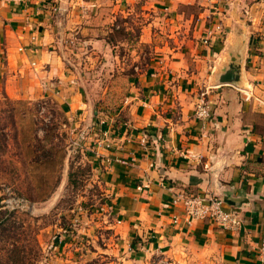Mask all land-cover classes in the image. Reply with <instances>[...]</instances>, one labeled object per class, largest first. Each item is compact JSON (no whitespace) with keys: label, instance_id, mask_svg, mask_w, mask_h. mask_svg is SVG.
<instances>
[{"label":"crops","instance_id":"obj_1","mask_svg":"<svg viewBox=\"0 0 264 264\" xmlns=\"http://www.w3.org/2000/svg\"><path fill=\"white\" fill-rule=\"evenodd\" d=\"M192 6L196 16L180 11ZM139 13L153 15L139 39L160 40L158 55L128 78L124 104L106 118L69 85L65 51L105 42L103 30ZM0 93L52 96L72 122L80 112L82 147L106 186L105 228L119 251L137 255L135 264H256L264 241V0H0ZM202 100L205 120L195 116ZM179 193L220 198L242 227L188 224L172 205Z\"/></svg>","mask_w":264,"mask_h":264},{"label":"rangeland","instance_id":"obj_2","mask_svg":"<svg viewBox=\"0 0 264 264\" xmlns=\"http://www.w3.org/2000/svg\"><path fill=\"white\" fill-rule=\"evenodd\" d=\"M180 11L196 16L198 7ZM152 16L117 19L118 28L103 30L105 42L67 47L69 85L96 113L116 115L128 95V78L145 72L157 57L161 41L139 39L141 25ZM158 34L164 37L159 29ZM68 116L52 96L0 93V264H135L132 260L139 259L119 251L113 230L105 228L110 222L103 218L106 186L92 154L83 144L74 146L81 126ZM167 262L153 257L151 264Z\"/></svg>","mask_w":264,"mask_h":264},{"label":"built area","instance_id":"obj_3","mask_svg":"<svg viewBox=\"0 0 264 264\" xmlns=\"http://www.w3.org/2000/svg\"><path fill=\"white\" fill-rule=\"evenodd\" d=\"M195 116L201 120L209 118L210 105L207 101L202 100L196 105ZM84 138V133H80L79 138L74 142V146H81V141ZM172 205L182 210L188 224L193 221L208 220L223 230L237 233L244 222L237 211L225 209L221 199L216 196L179 193L173 197ZM172 221L176 223L177 217H173ZM255 250L256 264H264V241L258 242ZM167 264L169 263L167 262Z\"/></svg>","mask_w":264,"mask_h":264},{"label":"water","instance_id":"obj_4","mask_svg":"<svg viewBox=\"0 0 264 264\" xmlns=\"http://www.w3.org/2000/svg\"><path fill=\"white\" fill-rule=\"evenodd\" d=\"M230 69H231V71L227 74L229 77H231L232 74H234L235 71L237 70L236 68H234V66H232ZM234 78H235V77H233V79H234ZM231 81H233V80H231ZM221 82H222V83H226V82H229V80L225 77V78H222V79H221Z\"/></svg>","mask_w":264,"mask_h":264}]
</instances>
